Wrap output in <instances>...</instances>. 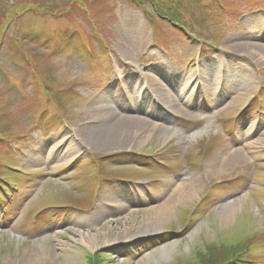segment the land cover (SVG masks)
Masks as SVG:
<instances>
[{
    "label": "rangeland",
    "instance_id": "rangeland-1",
    "mask_svg": "<svg viewBox=\"0 0 264 264\" xmlns=\"http://www.w3.org/2000/svg\"><path fill=\"white\" fill-rule=\"evenodd\" d=\"M156 4L182 28L149 0H0V264H181L212 244L264 264V0ZM189 70L220 81L178 86ZM149 73L183 114L126 99ZM104 105L178 134L93 140ZM183 181L197 195L161 221Z\"/></svg>",
    "mask_w": 264,
    "mask_h": 264
},
{
    "label": "bare ground",
    "instance_id": "bare-ground-1",
    "mask_svg": "<svg viewBox=\"0 0 264 264\" xmlns=\"http://www.w3.org/2000/svg\"><path fill=\"white\" fill-rule=\"evenodd\" d=\"M236 45V43H234ZM244 47L250 46L249 43H243ZM190 71V70H189ZM221 73V72H218ZM195 71H190L187 73H181L180 76H182V80L174 81L178 86L188 87L190 85L196 84L193 82V76L195 75ZM209 75V74H207ZM225 75V74H223ZM212 78H208V80L205 82L204 80L201 81V83H208V84H218V81H220V78L213 79V76L211 74L209 75ZM179 77V76H178ZM216 77V75H215ZM163 76L161 74L156 73H149V74H143L139 75L137 77L136 83L130 88V91L126 93L125 96H130V93L132 92H139L138 95L129 97L128 100L134 101L136 98L140 97H147L151 95H155L156 103L158 105L163 104L164 105V112L166 113V116H160L157 114H153V108L149 106V108H145L144 112L150 115H157V117H160L162 121L166 119L167 115L171 119V117L176 115L183 114L184 111L180 112L176 110V103L174 102H166L167 99L174 101L173 96H169V93H161L162 89L167 86V83L164 82ZM236 79H231L229 81H235ZM170 82V81H169ZM200 83V82H199ZM165 100V101H164ZM179 109L180 106H179ZM91 126L89 127V132L91 134L88 135L89 138L92 137L93 140L101 141L106 144L110 145H119V144H126L127 142L134 141L137 133L142 130L143 128H149L150 126L160 127L163 126L171 135L178 134V131H175L173 127L169 126V124H163V123H153L150 122L147 119H142L140 116L137 115H119L116 116L113 115V109L109 107L108 105L101 106L96 111V115L92 117ZM94 123V124H93ZM97 126V127H96ZM198 134L197 131L193 133L192 137L196 136ZM129 139V140H128ZM125 140L127 142H125ZM242 159L244 156L242 155V150H235L231 154L230 160H234V158ZM229 160V161H230ZM230 163V162H229ZM195 195H197V189L189 182L183 181L179 184H177L171 194L169 200L165 203L164 206L160 207V220L164 221L165 218L168 216V214L175 208V206L181 202H188L192 200ZM151 231H147V233H150ZM85 240L90 241L91 238L84 237Z\"/></svg>",
    "mask_w": 264,
    "mask_h": 264
},
{
    "label": "trees",
    "instance_id": "trees-1",
    "mask_svg": "<svg viewBox=\"0 0 264 264\" xmlns=\"http://www.w3.org/2000/svg\"><path fill=\"white\" fill-rule=\"evenodd\" d=\"M156 1L157 0H149L152 5L154 4L153 6L155 10L160 15H166L163 13L162 7L156 4ZM140 3L143 4V1H140ZM122 155L125 154H121V156ZM2 186L5 188V185ZM241 252L242 250H239L236 246H218L216 244H212L211 246H206L204 250H198L193 261L181 264H239V262L244 261L241 258ZM95 256L97 257V254L89 255L88 262L86 264H97L98 261H95Z\"/></svg>",
    "mask_w": 264,
    "mask_h": 264
}]
</instances>
